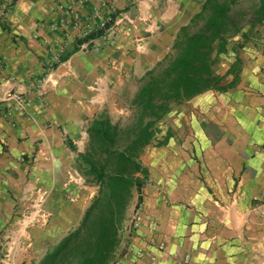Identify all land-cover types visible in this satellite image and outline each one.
I'll use <instances>...</instances> for the list:
<instances>
[{"label":"crops","instance_id":"obj_1","mask_svg":"<svg viewBox=\"0 0 264 264\" xmlns=\"http://www.w3.org/2000/svg\"><path fill=\"white\" fill-rule=\"evenodd\" d=\"M93 1L78 5L76 28L61 22L69 0H0V230L27 229L33 246L16 235L8 264L39 262L79 226L98 190L85 185L78 159L89 128L131 111L140 79L206 2L106 0L139 12L71 54L101 30ZM234 40L216 73L235 67L225 80L235 85L174 107L158 124V139L171 138L142 157L151 180L120 264H264V25Z\"/></svg>","mask_w":264,"mask_h":264},{"label":"trees","instance_id":"obj_2","mask_svg":"<svg viewBox=\"0 0 264 264\" xmlns=\"http://www.w3.org/2000/svg\"><path fill=\"white\" fill-rule=\"evenodd\" d=\"M237 4L238 0H206L190 23L180 28L171 51L140 79L139 91L131 102V123L114 124L108 116L93 121L88 130L89 149L78 159L86 184L97 187L98 193L79 226L34 264H115L119 260L128 214L135 201L136 210L141 207L145 186L151 180L142 157L147 148L166 145L171 138L168 131L163 140L158 139V124L176 106L208 91L232 88L235 79L230 83L225 80L235 67L225 76L216 73L221 56L236 37L247 41L255 28L264 25V0L251 16L236 13ZM118 14L113 13L106 29L79 40L71 54L105 36L115 26ZM71 54L61 57L60 63Z\"/></svg>","mask_w":264,"mask_h":264},{"label":"rangeland","instance_id":"obj_3","mask_svg":"<svg viewBox=\"0 0 264 264\" xmlns=\"http://www.w3.org/2000/svg\"><path fill=\"white\" fill-rule=\"evenodd\" d=\"M259 4V0H238V4L236 6L235 12L238 14H243V15H250L253 10L258 6ZM112 6L114 4H111ZM114 7V6H113ZM120 8H117L116 6L114 7V13L117 11L118 17H117V22L115 24V28H118L120 26H124V22H126L127 24H130V16L134 15L135 13L139 12L138 11V7L137 6H129V5H123V6H119ZM163 7V6H161ZM121 9V10H120ZM123 14V15H122ZM126 17V18H124ZM125 19L123 22H121L120 25H118L119 20H123ZM114 28V27H113ZM112 30V29H111ZM235 41V40H233ZM171 51V48H170ZM169 51V52H170ZM224 57V55H222ZM134 117V114L132 111H127L126 115L123 116L118 122L122 123V124H129L132 122ZM85 185H87L85 183ZM88 186V185H87ZM98 193V190H96ZM136 203L137 201L134 202L133 207L131 208L129 214H128V220L125 224V228L122 232V241H124V244L120 247L119 251H118V261L116 262V264H119L123 258V256L125 254H129L130 253V246L127 244L129 240H132V237H134L135 232L137 231L138 228V224L140 222V211L141 209L136 210ZM29 209V208H28ZM27 209V207H22L19 208V217L22 218L23 220H28L29 217H31L30 215V211ZM22 234H19V233ZM20 236L22 240H25V242L28 243H24V246H26L27 250L29 252H32L33 250V246L30 247V235H29V231H27V229L25 231L17 228L14 230H0V264H8L9 259L11 258V249L13 248V238H17V236ZM32 239V238H31Z\"/></svg>","mask_w":264,"mask_h":264},{"label":"built area","instance_id":"obj_4","mask_svg":"<svg viewBox=\"0 0 264 264\" xmlns=\"http://www.w3.org/2000/svg\"><path fill=\"white\" fill-rule=\"evenodd\" d=\"M87 1H93V0H69L68 4L66 5V14L69 15V20L67 18L63 19L61 22L64 26H70L73 25L76 28H79L81 26V15L80 13H78V5H81ZM63 8V7H61ZM114 7L108 3L106 0H98L93 1L92 3V10H91V17L93 20H98V28L102 29H106V27L108 26V24L111 21V17L114 13ZM88 33H86L87 35ZM85 35V34H84ZM44 83V82H43ZM38 94L40 97L43 96V90H42V86H39L38 90H37ZM16 101L18 102V104L20 105V109L22 111H24L25 109V104H27V100L22 97V95H18L16 97ZM48 218L46 217L43 220V224L46 225L48 223ZM30 247H32V245L30 244ZM33 248V247H32ZM116 264V263H115ZM120 264V263H119Z\"/></svg>","mask_w":264,"mask_h":264}]
</instances>
